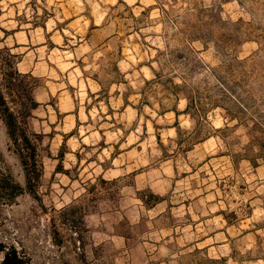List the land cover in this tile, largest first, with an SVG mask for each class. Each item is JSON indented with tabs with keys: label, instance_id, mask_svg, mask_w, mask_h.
I'll use <instances>...</instances> for the list:
<instances>
[{
	"label": "rangeland",
	"instance_id": "obj_1",
	"mask_svg": "<svg viewBox=\"0 0 264 264\" xmlns=\"http://www.w3.org/2000/svg\"><path fill=\"white\" fill-rule=\"evenodd\" d=\"M12 70L0 264H264V0H0Z\"/></svg>",
	"mask_w": 264,
	"mask_h": 264
},
{
	"label": "trees",
	"instance_id": "obj_2",
	"mask_svg": "<svg viewBox=\"0 0 264 264\" xmlns=\"http://www.w3.org/2000/svg\"><path fill=\"white\" fill-rule=\"evenodd\" d=\"M35 81L36 79L31 75L18 73L16 70L10 71L0 81V115L5 122L12 143L25 165H28L29 162L36 163L37 143L28 130V120L32 117L33 111L39 107L34 96ZM39 178V175L32 177L28 173L29 182ZM14 188H17V193H12L9 197L10 200L14 199L22 190L18 185Z\"/></svg>",
	"mask_w": 264,
	"mask_h": 264
},
{
	"label": "flooded vegetation",
	"instance_id": "obj_3",
	"mask_svg": "<svg viewBox=\"0 0 264 264\" xmlns=\"http://www.w3.org/2000/svg\"><path fill=\"white\" fill-rule=\"evenodd\" d=\"M5 264H22L21 260H18L17 258L8 257Z\"/></svg>",
	"mask_w": 264,
	"mask_h": 264
},
{
	"label": "clouds",
	"instance_id": "obj_4",
	"mask_svg": "<svg viewBox=\"0 0 264 264\" xmlns=\"http://www.w3.org/2000/svg\"><path fill=\"white\" fill-rule=\"evenodd\" d=\"M112 2H114V0H112Z\"/></svg>",
	"mask_w": 264,
	"mask_h": 264
}]
</instances>
